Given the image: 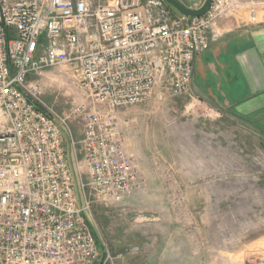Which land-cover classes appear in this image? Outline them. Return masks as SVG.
Returning <instances> with one entry per match:
<instances>
[{
	"label": "built area",
	"instance_id": "obj_1",
	"mask_svg": "<svg viewBox=\"0 0 264 264\" xmlns=\"http://www.w3.org/2000/svg\"><path fill=\"white\" fill-rule=\"evenodd\" d=\"M242 1L211 0L187 17L166 0H0V264H96L92 202L136 189L117 110L189 94L195 57ZM54 68L71 73L90 109L44 101L39 77Z\"/></svg>",
	"mask_w": 264,
	"mask_h": 264
},
{
	"label": "rangeland",
	"instance_id": "obj_2",
	"mask_svg": "<svg viewBox=\"0 0 264 264\" xmlns=\"http://www.w3.org/2000/svg\"><path fill=\"white\" fill-rule=\"evenodd\" d=\"M181 1L197 8L204 0ZM242 2L228 13L235 23L264 22V0ZM39 78L58 113L79 102L91 108L70 72ZM115 120L136 189L117 203L92 202L96 264H264V108L242 114L191 85L187 95L156 92L121 107ZM70 128L80 138L81 126ZM67 150L84 178L78 147Z\"/></svg>",
	"mask_w": 264,
	"mask_h": 264
},
{
	"label": "crops",
	"instance_id": "obj_3",
	"mask_svg": "<svg viewBox=\"0 0 264 264\" xmlns=\"http://www.w3.org/2000/svg\"><path fill=\"white\" fill-rule=\"evenodd\" d=\"M226 14L207 51L194 59L192 87L211 102L245 114L264 108V22L237 24Z\"/></svg>",
	"mask_w": 264,
	"mask_h": 264
},
{
	"label": "water",
	"instance_id": "obj_4",
	"mask_svg": "<svg viewBox=\"0 0 264 264\" xmlns=\"http://www.w3.org/2000/svg\"><path fill=\"white\" fill-rule=\"evenodd\" d=\"M166 2L170 6H172L174 9H176L178 14H181V15H184L187 17H197V16L202 15L208 9V7L211 3V0H204L202 2V4L197 8H192L188 5H186L181 0H166Z\"/></svg>",
	"mask_w": 264,
	"mask_h": 264
}]
</instances>
